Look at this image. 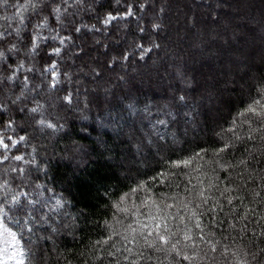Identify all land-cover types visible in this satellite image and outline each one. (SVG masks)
Here are the masks:
<instances>
[{"label": "trees", "instance_id": "obj_1", "mask_svg": "<svg viewBox=\"0 0 264 264\" xmlns=\"http://www.w3.org/2000/svg\"><path fill=\"white\" fill-rule=\"evenodd\" d=\"M66 1L39 0L22 24L16 14L24 0L0 2V135L10 145L0 150L9 157L0 183L35 202L27 205L31 231L18 246L24 264H264L261 0L245 12L213 7L199 14L206 22L228 18L220 29L203 30L226 31L229 43L221 48L204 44L186 18L193 53L173 43L179 0ZM238 14H257L261 24L235 22ZM40 23L46 39L34 47ZM91 45L103 46L95 68L104 95L80 81ZM203 61H215L217 74L208 75ZM118 69L121 84L109 88ZM250 105L260 114L246 112ZM17 155L24 160H13ZM20 201L26 204L24 196ZM156 223L178 241L176 251H157L170 245L155 231L147 235Z\"/></svg>", "mask_w": 264, "mask_h": 264}, {"label": "rangeland", "instance_id": "obj_2", "mask_svg": "<svg viewBox=\"0 0 264 264\" xmlns=\"http://www.w3.org/2000/svg\"><path fill=\"white\" fill-rule=\"evenodd\" d=\"M252 1L253 0H232V1L230 0L228 5L227 4L225 5L224 3L220 4V2H218V3L214 2L213 5L202 4V5H199V6H194V3L190 2V0H179L178 8H177V12H178L179 16L176 15V17L178 18V20H177L178 23L176 25L177 30H175L173 32L174 38L177 37L176 38L177 39V41H176L177 43L173 42L175 48L183 49V47L184 48L186 47V48L189 49L188 51H190V53L195 52V47L193 46V41H195L194 39H196L194 37L195 34H194V36L193 35L189 36V34L187 32L188 28H191V27H189V25H191L190 24V20L191 19H192L191 21L194 23V27L197 29V31H200V34H203V30H205V29H206V31L208 29H212V30L213 29H218V28L220 29L221 27H224V25H226L228 23L227 21H229V20H227L228 18H225V19L223 18V19H221L219 21V23L211 21L209 19L206 22V19H205L206 17H203V18L200 19L199 14H201V17L205 16V13H209L210 14L214 10L213 7H215V9L219 8V7H222L223 9L229 10L230 12H237V11L239 12L240 10L244 11V10H246L247 6H251L252 5V3H251ZM67 2L69 3V1L65 0V4H67ZM237 2H238V5H237ZM260 3H262V5H259V10L261 9L262 11L260 10L259 12L263 13L264 12V0H261ZM253 6L254 5H252V7ZM65 12H66L65 9L62 8V13L64 14ZM261 17H264V16H261ZM186 18H187V20L190 19L189 22H187ZM182 20L185 21V24L183 23ZM234 21L235 22L236 21L243 22V23L246 22V23H249L248 25H251V26H256V25L261 24V22H258L257 14H256L255 18H252V19L248 18L247 19V17H245V20L242 19V15L241 14H238V16L237 15L235 16ZM204 22H205V25L203 27L200 26V23L202 24ZM255 36L260 38V35H257V33H255ZM224 37L226 39H224ZM228 37L229 36H228L226 31H221V30L220 31H215L214 30V32H212V34L210 36L209 35L205 36V34H203V37H202L203 39L202 40H203L204 44L206 43V45L210 44L211 46L215 45V47L221 48V47H224L223 45H227L229 43ZM95 42L98 44V40H95ZM241 44L246 49H247V47H249V43L247 41H244ZM250 47H251V45H250ZM81 49L84 50L83 47ZM77 51H79V50L77 49ZM102 51H103V46L102 45H99L96 48H94L93 45H91V60L92 61H91V64L88 65V67L86 69H84V70L80 69V72H82L83 75H84V78L82 77V79H80V81H82L83 87H84V85L86 87L88 86V88L92 87L91 89H89L91 91V93H95V92L97 93L99 91L101 94L104 95V89H99V88H97V86L99 87L105 81H104V79L101 76H97L96 68H95L97 62L99 60L101 61V56L100 55H101ZM262 54L264 55V52ZM193 59L196 60L197 59V55ZM230 60H232V57H228L227 59H224V61L222 63L223 65H222L221 68L224 69V70H227L228 69V65H230V63H229ZM203 62H204L203 66L205 67V70H206L205 72H208V75L209 74H211V75L212 74L213 75L217 74V72L220 69V66L216 65L215 61H213L212 63L210 61H206V62L203 61ZM201 66H202V64H201ZM90 67H91V69H90ZM118 70H120L119 79L117 81H116V79H114L110 84H108L107 86H109V88H113V87L116 88L119 85V83L121 84L120 76H122L123 72L121 71V69H118ZM156 76L158 77L159 74H157ZM85 77L86 78L88 77L89 79L86 80ZM150 80H152V79L149 78V81ZM88 81L91 84H87ZM70 82L71 81L68 82L69 85H70ZM159 82H160V84H163V83H166V82H172V79L169 78V79H166V80H163V81H159ZM83 96L84 95H82V97ZM13 250H14L13 247H9V252H12ZM0 259H2L3 261H6V264H17V261L20 259V257H17V259H9L8 256H3Z\"/></svg>", "mask_w": 264, "mask_h": 264}, {"label": "snow or ice", "instance_id": "obj_3", "mask_svg": "<svg viewBox=\"0 0 264 264\" xmlns=\"http://www.w3.org/2000/svg\"><path fill=\"white\" fill-rule=\"evenodd\" d=\"M0 2H6V0H0ZM39 3V0H24L22 4H19V11L17 12V16L20 17V23H23L24 17L23 13L28 11L29 6H31L33 9L37 6ZM57 12H59V9H56ZM131 15V12L128 13ZM115 19V17H109L108 20ZM45 24H37L35 25V33L33 35V46H38V41L42 39H46V37L41 36L40 29L44 28ZM2 35V33H0ZM55 39V37H53ZM61 43H63V40H61ZM14 47V46H13ZM57 53H59L60 49H55ZM3 53H0V56H2ZM52 67H55L53 64ZM260 102L256 101V105H259ZM32 111H36V109H32ZM246 112L252 113L254 115H259L260 113L257 112L256 106L250 105ZM245 113H241V115H244ZM40 124H44V121H39ZM11 127V125H9ZM48 127H52V125H48ZM9 140H11V137H8ZM25 137L21 136L19 137L18 141H13L11 147H15V145L21 141H23ZM10 148V145L8 143H5L4 137L0 135V150H7ZM224 149H221L223 151ZM9 157L6 153L0 154V164H3L4 161L8 160ZM15 161H23L24 157L22 155H17L12 157ZM27 163V162H26ZM190 163L188 161H185L184 164L187 166V164ZM179 166V165H177ZM13 172L19 171L21 174H23L24 169L23 168H12ZM24 196L26 200V204H22L20 201V197ZM206 202V201H205ZM35 202L31 199H28V194L24 192H16L12 193L11 190L8 188V182L4 181L0 183V258L3 256H8L9 259H17V257H20V259L17 261V264H24L23 257L25 253L19 249V244L21 240H23V231L26 229L27 231H31V227H29V218L31 217V212L27 210V205L34 204ZM60 202L57 201V204ZM231 203V201H229ZM171 207V205H169ZM22 211L25 213L23 217L18 216L17 212ZM195 215V213H193ZM152 219H156V217H152ZM182 220L183 217H180ZM139 226L141 228L149 227L150 225H145L143 223H140ZM131 227V225H129ZM197 227H199V222L197 221ZM161 228L160 223H156L155 229L152 231H148L147 235L152 236L153 231L156 232V236L158 237V241L161 245H170L168 249L159 248L157 251H164V252H172L176 251L177 248V242H172L171 237L165 236L161 234V232L158 231V229ZM15 229V230H13ZM165 231H168L167 225H164ZM135 231V229H133ZM20 233V236H17V233ZM175 235V233H173ZM191 236H188L186 234L185 239H191ZM203 239V237H201ZM107 241H105L106 243ZM9 247H13L14 250L12 252H9ZM215 251V249H213ZM176 255L178 257L181 256L179 252H176ZM183 260H192L194 257H191L187 254H184L181 257ZM0 264H6V261H3L0 259Z\"/></svg>", "mask_w": 264, "mask_h": 264}]
</instances>
